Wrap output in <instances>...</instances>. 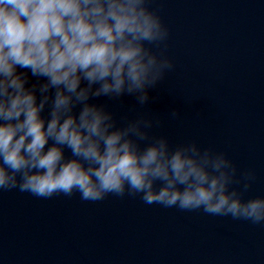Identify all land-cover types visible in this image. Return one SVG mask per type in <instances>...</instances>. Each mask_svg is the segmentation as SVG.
Segmentation results:
<instances>
[{
  "label": "clouds",
  "instance_id": "9594fccd",
  "mask_svg": "<svg viewBox=\"0 0 264 264\" xmlns=\"http://www.w3.org/2000/svg\"><path fill=\"white\" fill-rule=\"evenodd\" d=\"M168 35L148 0H0V190L78 192L84 201L139 195L264 225V196L243 198L253 170L236 180L226 153L195 141L172 149L149 135L159 119L139 115L117 127L105 105L90 102L128 95L144 107L174 68L160 49ZM29 74L37 78L30 85Z\"/></svg>",
  "mask_w": 264,
  "mask_h": 264
},
{
  "label": "water",
  "instance_id": "95a60500",
  "mask_svg": "<svg viewBox=\"0 0 264 264\" xmlns=\"http://www.w3.org/2000/svg\"><path fill=\"white\" fill-rule=\"evenodd\" d=\"M148 7L168 29L160 49L173 70L149 89L144 107L128 95L90 102L105 105L117 127L139 115L159 119L149 135L165 136L172 149L195 141L226 153L236 180L255 172L243 198L264 196V0H148ZM29 77V85L37 79ZM64 155L73 158L68 148ZM0 264H264V225L149 205L139 195L84 201L78 192L40 198L0 190Z\"/></svg>",
  "mask_w": 264,
  "mask_h": 264
}]
</instances>
